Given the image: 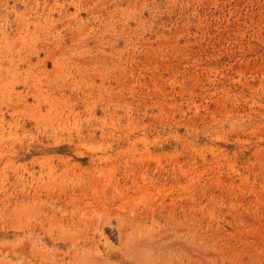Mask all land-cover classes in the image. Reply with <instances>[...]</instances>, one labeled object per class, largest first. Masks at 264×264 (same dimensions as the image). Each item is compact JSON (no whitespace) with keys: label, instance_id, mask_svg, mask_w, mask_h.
<instances>
[{"label":"rangeland","instance_id":"obj_1","mask_svg":"<svg viewBox=\"0 0 264 264\" xmlns=\"http://www.w3.org/2000/svg\"><path fill=\"white\" fill-rule=\"evenodd\" d=\"M0 264H264V0H0Z\"/></svg>","mask_w":264,"mask_h":264}]
</instances>
